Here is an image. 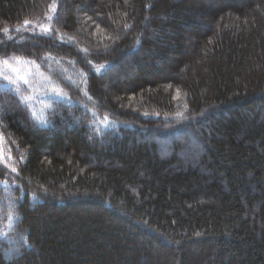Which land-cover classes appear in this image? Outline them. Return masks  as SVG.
I'll return each mask as SVG.
<instances>
[{"label": "trees", "instance_id": "1", "mask_svg": "<svg viewBox=\"0 0 264 264\" xmlns=\"http://www.w3.org/2000/svg\"><path fill=\"white\" fill-rule=\"evenodd\" d=\"M12 55L68 98L0 87V264H264V0H0Z\"/></svg>", "mask_w": 264, "mask_h": 264}, {"label": "snow or ice", "instance_id": "2", "mask_svg": "<svg viewBox=\"0 0 264 264\" xmlns=\"http://www.w3.org/2000/svg\"><path fill=\"white\" fill-rule=\"evenodd\" d=\"M50 9L52 12L56 11V5L53 3L50 6ZM48 20H51V16H47ZM89 19H91L89 17ZM25 26H28L30 23H32L29 20H25L24 22ZM41 29L47 33L51 31V28L49 26H45L43 24L39 25ZM125 28H130L131 25H124ZM3 32L7 33L9 32V29L4 28L2 29ZM17 31H19V28H17ZM111 38V37H108ZM71 39V37L69 38ZM137 44L140 43L139 40L136 41ZM83 51H87V49H84ZM87 63L89 65H92L94 71L96 73H101L102 70L105 68V65H93L91 60H88ZM41 66L36 63L35 60H30L28 58H25L20 55H12V56H5L0 57V80H3L6 82L5 85L0 86L2 87V90L7 92H14L17 96H19V103L24 105L25 109L30 111L31 118L33 119V127L36 131H46L52 125L50 122L44 117L43 113L41 112L40 115H37L36 109L33 107L32 101L34 100V96L31 94V92L35 91L34 88V81L37 77L40 78L42 82V86L46 89V95L53 97L54 99H67L68 93L64 91V89L60 86L59 83H56L53 81L51 76L45 75L44 72L40 70ZM82 75H86L82 73ZM71 79V77H69ZM74 82V81H73ZM27 86V93L24 87ZM84 95L87 96L88 100H92V97L88 95L87 91L84 92ZM179 90H177V96H179ZM54 101L50 100L48 102L41 101V103L44 105L45 108H51L52 103ZM185 111L187 110V105L184 106ZM185 111H178L176 113V117L180 119H189L188 116L185 115ZM147 115V113H145ZM200 115H203V113H200ZM92 116L94 122H98L103 127L107 128L110 125V121L107 115L103 116L102 119L98 120V113L95 110H92ZM97 131H99V128H97ZM2 141L3 138L0 137V161L4 160L5 157L3 155V147H2ZM8 160H11L12 157H7ZM23 159V157H21ZM10 171L12 173H17L18 170L16 167L9 165ZM0 183H3L5 186H7L8 181L2 180ZM33 196L35 197V193H33ZM4 206L0 204V236L7 237L9 236L10 232L16 228V222L19 220V212L12 208L9 204L8 211H7V231L4 230L3 227V215H2V208ZM199 235V233H197ZM22 243L21 247L17 248L15 250L14 255L20 259H23L25 253L21 250L24 247H31V245H27L23 242V237H21Z\"/></svg>", "mask_w": 264, "mask_h": 264}]
</instances>
